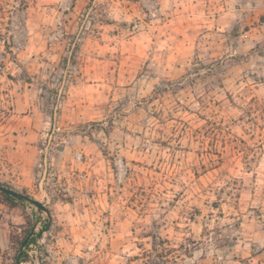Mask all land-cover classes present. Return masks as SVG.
Listing matches in <instances>:
<instances>
[{
  "label": "rangeland",
  "instance_id": "rangeland-1",
  "mask_svg": "<svg viewBox=\"0 0 264 264\" xmlns=\"http://www.w3.org/2000/svg\"><path fill=\"white\" fill-rule=\"evenodd\" d=\"M0 183V264H264V0H0Z\"/></svg>",
  "mask_w": 264,
  "mask_h": 264
},
{
  "label": "trees",
  "instance_id": "trees-1",
  "mask_svg": "<svg viewBox=\"0 0 264 264\" xmlns=\"http://www.w3.org/2000/svg\"><path fill=\"white\" fill-rule=\"evenodd\" d=\"M69 61H70L69 58H67V59L65 60V62H67V63H68ZM0 185H3V186L8 187V188H11L10 186H7L6 184H1V183H0ZM11 189H13V188H11ZM0 195L3 196V197H4L7 201H9V202H17V201H20V200L15 199V198H13V197H11V196L5 194V193H1V192H0ZM22 202H27V201H22ZM30 205H31V204H30ZM48 223H49V222H47V228H48V226H49ZM25 240H27V242H26L25 246H23ZM37 241H38V236H37V237H34V234L28 233V234L24 237V239H22L21 241L18 242L19 247H20L19 249H20V250H21V248H22V249H24V248L29 249L32 245H35V244L37 243ZM16 261H17V264H21V263H24V262H29V256H28V254L26 253V251H22V250H21V252L19 251L18 254H17V260H16ZM43 264H46V263H43Z\"/></svg>",
  "mask_w": 264,
  "mask_h": 264
},
{
  "label": "water",
  "instance_id": "water-1",
  "mask_svg": "<svg viewBox=\"0 0 264 264\" xmlns=\"http://www.w3.org/2000/svg\"><path fill=\"white\" fill-rule=\"evenodd\" d=\"M0 192L5 193V194H7V195H9L15 199L20 200V201H27L28 203L37 207L39 209V211L46 212L47 214H49V210L47 209V207L44 204L40 203L39 201H37V200H35L29 196H26L22 193L17 192L14 189L0 185ZM26 242H27V240H25L23 246H25Z\"/></svg>",
  "mask_w": 264,
  "mask_h": 264
}]
</instances>
